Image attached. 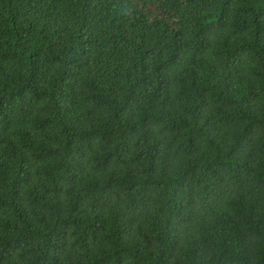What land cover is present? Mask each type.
Segmentation results:
<instances>
[{
	"label": "trees",
	"instance_id": "trees-1",
	"mask_svg": "<svg viewBox=\"0 0 264 264\" xmlns=\"http://www.w3.org/2000/svg\"><path fill=\"white\" fill-rule=\"evenodd\" d=\"M0 264H264V0H0Z\"/></svg>",
	"mask_w": 264,
	"mask_h": 264
},
{
	"label": "bare ground",
	"instance_id": "bare-ground-1",
	"mask_svg": "<svg viewBox=\"0 0 264 264\" xmlns=\"http://www.w3.org/2000/svg\"><path fill=\"white\" fill-rule=\"evenodd\" d=\"M93 86H95V85H93ZM23 167H24V165L20 164V165L16 166L15 170H22Z\"/></svg>",
	"mask_w": 264,
	"mask_h": 264
}]
</instances>
